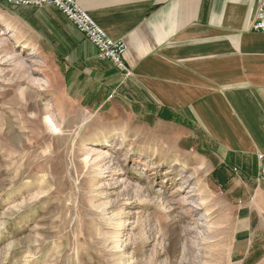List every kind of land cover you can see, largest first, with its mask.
<instances>
[{
    "label": "rangeland",
    "instance_id": "374dc122",
    "mask_svg": "<svg viewBox=\"0 0 264 264\" xmlns=\"http://www.w3.org/2000/svg\"><path fill=\"white\" fill-rule=\"evenodd\" d=\"M19 9L0 8V264H264L259 164L139 107L127 67L67 76L71 35Z\"/></svg>",
    "mask_w": 264,
    "mask_h": 264
},
{
    "label": "crops",
    "instance_id": "0c3cea01",
    "mask_svg": "<svg viewBox=\"0 0 264 264\" xmlns=\"http://www.w3.org/2000/svg\"><path fill=\"white\" fill-rule=\"evenodd\" d=\"M261 2L77 0L111 39L125 43L134 102L161 122L159 112L168 111L192 133L201 131L220 166L236 161L253 177L264 154V34L253 30ZM21 8L15 13L41 35H71L64 39L72 59L67 76L104 71L94 46L60 11ZM255 188L264 216V181Z\"/></svg>",
    "mask_w": 264,
    "mask_h": 264
},
{
    "label": "built area",
    "instance_id": "2783aa9c",
    "mask_svg": "<svg viewBox=\"0 0 264 264\" xmlns=\"http://www.w3.org/2000/svg\"><path fill=\"white\" fill-rule=\"evenodd\" d=\"M0 4L15 8L42 6L56 8L94 46L98 59L112 63L120 71H127L124 61V54L126 52L125 43L111 39L93 21L89 13L79 6L77 0H0ZM253 30L264 34V0H262L259 6ZM257 160L260 168L259 177L264 181V154H258Z\"/></svg>",
    "mask_w": 264,
    "mask_h": 264
},
{
    "label": "trees",
    "instance_id": "16d2710c",
    "mask_svg": "<svg viewBox=\"0 0 264 264\" xmlns=\"http://www.w3.org/2000/svg\"><path fill=\"white\" fill-rule=\"evenodd\" d=\"M168 113H167V111H161V112H159V114H158V116H159V118H161V119H163V120H166V121H173V122H175V123H177V122H182V121H180V120H177L173 115H171L170 113H169V115H167Z\"/></svg>",
    "mask_w": 264,
    "mask_h": 264
},
{
    "label": "bare ground",
    "instance_id": "6f19581e",
    "mask_svg": "<svg viewBox=\"0 0 264 264\" xmlns=\"http://www.w3.org/2000/svg\"><path fill=\"white\" fill-rule=\"evenodd\" d=\"M47 121H49V122H51V124H52V121H51V119H47ZM107 146H109V144L107 143ZM169 165V164H168Z\"/></svg>",
    "mask_w": 264,
    "mask_h": 264
}]
</instances>
